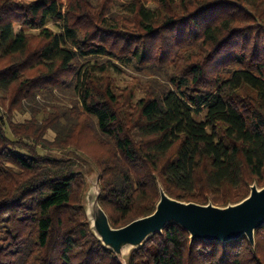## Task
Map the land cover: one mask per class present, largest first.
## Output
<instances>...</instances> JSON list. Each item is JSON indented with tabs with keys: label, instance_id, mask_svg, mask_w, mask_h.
Instances as JSON below:
<instances>
[{
	"label": "trees",
	"instance_id": "obj_1",
	"mask_svg": "<svg viewBox=\"0 0 264 264\" xmlns=\"http://www.w3.org/2000/svg\"><path fill=\"white\" fill-rule=\"evenodd\" d=\"M86 165L113 227L160 186L218 206L264 186V0H0V264H264V224L252 245L175 222L121 262Z\"/></svg>",
	"mask_w": 264,
	"mask_h": 264
},
{
	"label": "water",
	"instance_id": "obj_2",
	"mask_svg": "<svg viewBox=\"0 0 264 264\" xmlns=\"http://www.w3.org/2000/svg\"><path fill=\"white\" fill-rule=\"evenodd\" d=\"M94 188L86 194V215L95 236L104 246L115 252L121 262L132 248L156 232H162L166 224L175 222L185 229L190 241H226L245 235L255 244L254 231L264 224V186L253 183L249 193L240 201L218 206L212 202L201 204L183 201L168 195L162 186L155 210L135 218L120 227H113L99 203L101 193L98 177Z\"/></svg>",
	"mask_w": 264,
	"mask_h": 264
},
{
	"label": "rangeland",
	"instance_id": "obj_3",
	"mask_svg": "<svg viewBox=\"0 0 264 264\" xmlns=\"http://www.w3.org/2000/svg\"><path fill=\"white\" fill-rule=\"evenodd\" d=\"M49 25H53L52 22H49L48 23ZM15 29L18 30L19 29V25L18 24H15ZM121 80V82H125L126 79L130 78L127 74L125 73H121L120 74V77H119ZM60 97H61V102L62 103H65V104H69L70 105V102L68 101V99L71 97L70 94H59ZM52 102H56L55 100H50ZM30 116V113H29V110L28 111H24V112H16L15 113V119L17 121H23L24 119L28 118ZM72 119L70 118L68 121H61V123L63 125H67L68 122H70ZM62 126V125H61ZM48 136L50 138L53 137V132L52 131H49L48 133ZM85 168L87 169V174H88V187L85 191V206H86V203H87V200H86V194L88 193L89 190H91V188H94L96 185V182H97V173L96 171H91V169L86 165Z\"/></svg>",
	"mask_w": 264,
	"mask_h": 264
}]
</instances>
